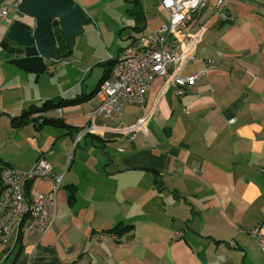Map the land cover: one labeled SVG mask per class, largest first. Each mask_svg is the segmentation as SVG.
I'll return each mask as SVG.
<instances>
[{
  "label": "crops",
  "instance_id": "1",
  "mask_svg": "<svg viewBox=\"0 0 264 264\" xmlns=\"http://www.w3.org/2000/svg\"><path fill=\"white\" fill-rule=\"evenodd\" d=\"M76 2L90 22L55 60L52 89L31 87L34 73L9 63L14 55L0 49V170H29L43 156L63 174L53 224L0 243V264H264L248 234L255 227L264 234V0H225L230 20L201 10L205 31L184 66V73L200 74L185 94L159 93L162 78H155L142 105L96 115V133L72 147L98 104L103 64L167 19L159 0H132V12L124 0ZM76 98L60 112L42 111L61 126L11 125L45 100ZM137 120L142 126L129 131ZM25 134L40 141L28 145ZM22 147H34L32 159L10 158ZM35 185L48 192L52 180ZM115 226L130 228L114 238Z\"/></svg>",
  "mask_w": 264,
  "mask_h": 264
},
{
  "label": "built area",
  "instance_id": "2",
  "mask_svg": "<svg viewBox=\"0 0 264 264\" xmlns=\"http://www.w3.org/2000/svg\"><path fill=\"white\" fill-rule=\"evenodd\" d=\"M19 1L14 0L12 6L16 7ZM159 4L166 13V22L132 38L115 58L109 73L96 89L98 104L89 112V123L76 131L72 147L83 136L96 133L97 127L93 123L96 115L117 114L125 103L142 105L155 78H162L159 93L171 89L177 96H183L186 87L200 74L184 73V66L193 59L195 47L205 31V21L198 18L200 11L209 9L221 20L232 19L225 0H159ZM6 13L0 0V18ZM46 70L55 71L54 63L48 64ZM56 110L61 111L60 108ZM42 115L40 111L32 112L29 119L39 123ZM141 126L142 120H137L129 126V131ZM51 169L50 162L41 156L29 170L12 166L0 170V243L7 244L21 232L43 234L53 224L57 217L56 192L63 174L53 173ZM49 179L52 188L48 192L35 185L36 180ZM248 234L264 257V234L258 227ZM98 239H104V236L99 235ZM229 245L234 246V242L229 241Z\"/></svg>",
  "mask_w": 264,
  "mask_h": 264
},
{
  "label": "water",
  "instance_id": "3",
  "mask_svg": "<svg viewBox=\"0 0 264 264\" xmlns=\"http://www.w3.org/2000/svg\"><path fill=\"white\" fill-rule=\"evenodd\" d=\"M17 11L26 20L8 25L1 49L14 55L9 63L36 75L44 71V59L66 56L90 22L76 0H21Z\"/></svg>",
  "mask_w": 264,
  "mask_h": 264
},
{
  "label": "rangeland",
  "instance_id": "4",
  "mask_svg": "<svg viewBox=\"0 0 264 264\" xmlns=\"http://www.w3.org/2000/svg\"><path fill=\"white\" fill-rule=\"evenodd\" d=\"M2 1H3L4 5H5L6 10L9 11V15H8L9 18L13 17V19H21L20 14L18 12H15V10L11 7L12 6V4H11L12 2L6 3L4 0H2ZM124 1L126 3L127 8L129 9V11L132 12L134 9H136V7H135L134 3L132 2V0H124ZM128 15H129V13H128ZM129 16H130L131 20H134L132 13ZM5 17H7V16H5ZM5 17H1L0 18V49H1V43H2L3 28H5L4 26L6 25V22H7V19H4ZM133 25H137V20L135 21V23ZM131 30H132V28H131ZM47 60H52V59H47ZM52 61H53L52 63H54V65H55L56 61L55 60H52ZM56 78H57L56 74H50L45 68L42 73H39L38 75H36V74L31 75V77L29 78L28 82H29V85L31 87L37 88L38 91L41 93L42 91L52 89L54 87V82H55ZM30 136L32 138H34V139H32L31 137H28L25 134V140H26V143L28 145L29 144H34V143L40 141L38 136H36V135H33V136L30 135ZM26 148L27 147H22L20 150H17V151H14L12 153H9L10 154V158H15L16 157V158L20 159L21 161H23L24 159H26V160L32 159V157L34 155V151H33L34 147L30 151L24 150Z\"/></svg>",
  "mask_w": 264,
  "mask_h": 264
},
{
  "label": "trees",
  "instance_id": "5",
  "mask_svg": "<svg viewBox=\"0 0 264 264\" xmlns=\"http://www.w3.org/2000/svg\"><path fill=\"white\" fill-rule=\"evenodd\" d=\"M138 15H139V13L137 12L136 13V16L138 17ZM114 60L115 59H111V60H109V62H106L105 64H103L105 67H106V73H105V75L100 79V81H99V83L101 82V80L109 73V71H110V69H111V67H112V65H113V63H114ZM97 88H98V85H97ZM80 99V98H76V99H73V100H61V99H51V100H45L43 103H42V105L41 106H39V107H30L28 110H25V111H23L22 113H21V115L20 116H14V117H12V121H11V125L12 126H15V127H18V126H21V125H23L24 123H27V122H31L32 124H34L35 126H41V125H43V124H53V125H55V126H61V121L60 120H58V119H55V118H52V117H43V115H42V120H41V122H39V123H36L35 121H33V120H31V119H29L28 118V115L31 113V112H34V111H40V112H42V111H45V110H47V109H55V108H57V107H60V106H62V105H64V104H67V103H72V102H74V101H78V100ZM73 194H74V191L73 190H71V192L69 193V199H72V196H73ZM128 228H130V226H124V227H119V226H115V227H113V228H111L110 230H109V232H111V233H113V234H116L117 236H120V235H122L123 233H125V231L128 229ZM19 238V237H18ZM18 238H17V240H18ZM20 239V238H19ZM20 249H21V246L20 245H18V247H17V249H16V251H15V253L13 254V256H12V258H13V260L15 259V258H17L18 257V254L20 253Z\"/></svg>",
  "mask_w": 264,
  "mask_h": 264
},
{
  "label": "bare ground",
  "instance_id": "6",
  "mask_svg": "<svg viewBox=\"0 0 264 264\" xmlns=\"http://www.w3.org/2000/svg\"><path fill=\"white\" fill-rule=\"evenodd\" d=\"M20 1H21V0H20ZM20 1H19V2H20ZM19 2H18V3H19ZM17 5H18V4H17ZM14 10H15V12H18V11H17V6H16V9H14ZM13 20H14V19H13ZM13 20H11V22H12ZM11 22H10V23H11ZM46 60H47V59H44V61H43V62H44V69L47 67V66H46ZM52 60H55V59H52ZM50 73H52V72H50ZM57 108H60V107H57ZM57 108H56V109H57ZM60 109H61V108H60ZM34 112H36V111H34ZM31 113H32V112H31ZM40 122H41V121H40ZM111 235H112L114 238H116V235H115V234H111Z\"/></svg>",
  "mask_w": 264,
  "mask_h": 264
},
{
  "label": "flooded vegetation",
  "instance_id": "7",
  "mask_svg": "<svg viewBox=\"0 0 264 264\" xmlns=\"http://www.w3.org/2000/svg\"><path fill=\"white\" fill-rule=\"evenodd\" d=\"M2 41H6L5 38Z\"/></svg>",
  "mask_w": 264,
  "mask_h": 264
}]
</instances>
